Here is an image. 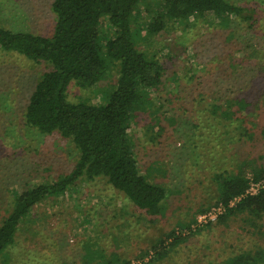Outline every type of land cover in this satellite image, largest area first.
<instances>
[{
    "label": "trees",
    "instance_id": "trees-1",
    "mask_svg": "<svg viewBox=\"0 0 264 264\" xmlns=\"http://www.w3.org/2000/svg\"><path fill=\"white\" fill-rule=\"evenodd\" d=\"M8 4L9 0H0V10ZM256 8L257 2L244 4L230 0H52L54 26L49 35L0 25V55H21L47 66L28 97L23 115L25 126L41 134H59L78 150L72 168L53 180L32 183L37 177L34 174L22 184L14 180L19 192L0 222V254L10 256V252H15L18 232L29 228L24 223H30L31 234L36 233L38 207L47 200L55 201L68 194L83 181L104 179L151 219L162 215L169 189L152 180L149 173L164 169L156 159L146 167L149 172L141 171L135 154V137L130 131L138 112L145 110L149 115L148 123L144 124L146 143L156 146L162 138L158 131L161 129L184 137L182 143L187 144L184 148L189 153L194 149L207 153L209 144L215 139L219 141L216 147L221 154L216 158L219 161L210 159L215 172L213 182L217 185L215 202L198 209L200 213L221 204L224 211L217 221L244 212L262 217L264 152L253 157L246 149L257 132L264 137V40L251 37L252 31L257 34L260 26H257L260 17ZM141 16L145 18L140 20ZM196 18H202L207 28L218 27L208 39L211 49L219 43L218 37L230 43L222 53L226 60L221 62L217 73L225 78L219 75L215 79L214 72H206L207 77L201 84L202 77H197L196 86L202 85L204 92L198 89L191 100L200 107L182 106L187 112L184 115L166 103L169 97L163 63L155 53L140 49L138 44L147 36H158L177 23L192 29ZM191 19L193 22L188 23ZM237 27L248 31L238 36ZM112 70L116 73L115 83L101 89L103 97L99 104L68 99L72 81L91 87L112 75ZM175 74L171 79L179 82L181 78ZM230 78L235 84L225 86L224 81ZM181 90L183 88L171 89L169 94ZM155 91L165 93L157 103L152 98ZM156 126L159 129L154 132ZM196 130H199L198 135ZM262 149L264 151V143ZM182 153L180 149L177 156L184 159ZM252 182H262L263 186L249 193ZM213 222L197 223L195 227L196 219L181 222L178 229L159 235L150 246L151 251L138 257L148 258L144 264L149 261L159 264L176 251L187 234L195 235L201 227ZM57 242L55 256L43 257V264H77V261L132 264L131 257L116 245L107 255L104 248L92 245L89 240L81 241L83 247H68L66 237L64 243ZM224 264H264V247L234 255Z\"/></svg>",
    "mask_w": 264,
    "mask_h": 264
},
{
    "label": "rangeland",
    "instance_id": "rangeland-1",
    "mask_svg": "<svg viewBox=\"0 0 264 264\" xmlns=\"http://www.w3.org/2000/svg\"><path fill=\"white\" fill-rule=\"evenodd\" d=\"M230 1L244 4L257 2L256 9L260 17L257 26H260L256 29L257 34L252 31L251 37L253 40L256 37L264 40V3L260 0ZM51 3L52 0H9L7 8L0 10V25L13 30L49 35L54 26ZM145 16H141L140 20ZM195 20L192 29L177 23L158 36H147L138 44L140 49L155 53L163 63L166 93L169 97L166 103L184 115L187 112L183 107H200L191 100L198 89H203L202 85L196 86L197 80L202 77V84V80L207 77L206 72H214L215 79H218L221 62L226 60L222 53L230 43L218 37L219 43L211 49L208 39L214 28L218 27L207 28L202 18ZM237 29L238 36L248 31L242 27ZM46 67L45 64L33 63L21 55H0V222L7 216L14 195L19 192L14 180L19 183L22 181V184L32 174L39 176L32 183L53 180L67 173L78 157V150L69 139L56 133L41 134L37 129L24 124L23 115L28 97ZM114 71L91 87H83L72 81L67 91L68 99L71 102L89 100L99 104L103 97L101 89L115 83ZM173 74L180 76L179 82L171 79ZM228 80L224 81L225 86L236 82L232 78ZM182 88L181 91L169 94L171 89ZM163 94L161 91L152 93L154 102H159ZM146 111L138 112L130 131L135 137V154L141 171L149 172L146 167L151 166L156 159L164 169L149 173L152 180L162 183L166 190L169 189L163 201L165 209L162 215L151 219L104 179L83 181L68 194L59 196L55 201L47 200L38 207L35 214L36 233L31 234L30 223H24L29 228L18 232L15 252H10V256L0 254V264H43V257H54L59 245L57 241L64 243L65 237L68 247H83L81 241L86 243L89 240L92 245L104 248L107 255L116 245L117 249L131 257L132 264H144L148 258L138 256L151 251L150 246L159 235L178 229V224L191 220L196 219L193 227L198 225V217L202 214L198 209L215 202L217 185L213 182L215 172L210 159L213 157L216 162L219 161L216 159L221 156L216 150L219 141H212L207 153L195 149L189 153L184 148H187V144L182 143L184 137L175 136L174 131L158 130L156 126L154 132L158 130L162 138L156 146L146 143L145 125L149 120ZM198 131H195L197 135ZM262 143L264 137L257 132L255 139L247 143L246 149L253 157L258 156L264 152ZM180 149L185 160L177 156ZM238 150L244 152L241 148ZM260 246L264 247V215L258 218L244 212L223 221L215 220L210 226L201 227L195 235L187 234L186 240L179 244L176 251L161 259L159 264H224L234 255L256 250Z\"/></svg>",
    "mask_w": 264,
    "mask_h": 264
},
{
    "label": "built area",
    "instance_id": "built-area-1",
    "mask_svg": "<svg viewBox=\"0 0 264 264\" xmlns=\"http://www.w3.org/2000/svg\"><path fill=\"white\" fill-rule=\"evenodd\" d=\"M260 186H263L262 182H260V183L252 182L250 184V187L247 190V192L255 193ZM223 211H224V207L221 204L216 205V206L212 207L210 210L206 211L205 213H202L198 217V222L199 223H202V222L206 223L208 221H215L217 219V217L220 214H222Z\"/></svg>",
    "mask_w": 264,
    "mask_h": 264
}]
</instances>
